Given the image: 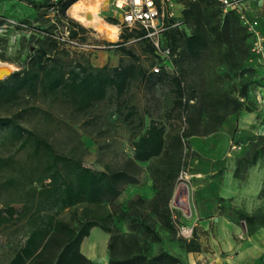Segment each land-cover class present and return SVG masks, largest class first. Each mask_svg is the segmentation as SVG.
I'll use <instances>...</instances> for the list:
<instances>
[{"label": "trees", "instance_id": "16d2710c", "mask_svg": "<svg viewBox=\"0 0 264 264\" xmlns=\"http://www.w3.org/2000/svg\"><path fill=\"white\" fill-rule=\"evenodd\" d=\"M77 1L43 0L35 5L50 22L46 28L20 21L27 29H16L30 32L35 48L21 71L0 80V108L30 98L61 111L69 109L70 120L76 121L91 116L105 101L117 102L123 115L119 119L133 128L132 154L95 171L78 161L75 149L64 153L56 147L51 136L62 122L50 110L32 106L0 116V228L23 218L29 227L6 264H96L82 253L83 242L95 228L109 236L107 264H185L164 249L152 254V245L163 242L157 225L185 254L205 251L200 237L207 232L201 228H194L190 240L178 236L170 201L192 149L189 140L210 137L233 114L252 111L251 88L264 81L251 63V34L235 12L223 13L218 0H184L181 25L170 27L161 38L163 49L170 51L168 59L157 53L141 29L123 27L119 42L104 45L130 61L95 67L88 56L77 59L70 50L88 41L89 30L66 16ZM5 19L9 18H0V26ZM107 21L120 24L113 17ZM136 42L153 59L150 70L126 47ZM156 66L159 73L153 72ZM134 86L152 93L162 87L166 92L164 113L147 126L131 100ZM28 113L40 115V129L24 126ZM236 143L252 146L253 162L264 155L261 136L240 137ZM143 173L152 195L136 193L122 204L128 188L141 186ZM14 202L23 203L21 212ZM46 204L58 210L47 211ZM240 215L247 225L256 221V216ZM123 222H128V231L119 227Z\"/></svg>", "mask_w": 264, "mask_h": 264}, {"label": "rangeland", "instance_id": "374dc122", "mask_svg": "<svg viewBox=\"0 0 264 264\" xmlns=\"http://www.w3.org/2000/svg\"><path fill=\"white\" fill-rule=\"evenodd\" d=\"M42 1L0 0V18L14 19L18 22L27 21L46 28L50 22L45 17L42 18L44 10L42 8L35 9V5H41ZM66 16L72 19L67 12ZM101 17L105 22H108L107 20L112 18V12L106 8L102 11ZM83 27L89 30L88 41L81 46L70 48L73 57L78 59L81 56H88L95 67L106 65L114 67L130 61L128 57L122 59V54L104 45V43L119 42L123 28L120 29L118 26L117 41L109 42L95 30ZM66 36L67 34L64 35V37ZM35 40L36 38H33L30 32L16 28L0 31V62L13 67L11 75L24 68L28 57L35 48ZM126 47L133 49L140 56L141 63L145 68L149 70L152 68L153 59L142 52L141 46L137 42L129 43ZM5 76L9 77L8 74L3 75V77ZM3 77L0 80H3ZM131 93L133 94L132 103L138 107L145 120V126L151 119H156L164 113L168 99L166 100L163 96L166 92H163L162 87H158L152 93L148 92L144 86H134ZM250 95L249 106L252 111H244L239 115L233 114L221 130L210 137H196L189 140L192 149L186 157L185 170L176 183L170 201V209L177 222L178 236L181 238L190 240L194 228H199L200 222L210 217L225 218L238 225L242 220L240 214L245 212L255 214L260 211L259 215H255L258 222L264 218V155L260 156L258 161L253 162L252 146L240 153H229L231 142H236L240 137L252 138L257 126L264 123V84L254 85ZM32 106H38L40 111L50 110L54 115H58L62 123L56 127L57 129H54L55 132H52V140L61 152L69 153L75 149L77 159L83 166L95 171H102L107 163H117L132 154L129 137L133 128L122 122V118L119 119L121 113L119 114L117 102L105 101L91 116L71 121L69 109L61 111L48 103H36L32 99L26 98L20 104L9 108H0V116H11ZM41 120L40 115L33 116L28 113L23 124L29 129H40L44 124ZM136 124H138V120ZM0 151H2L1 148ZM7 153L5 152V154ZM19 158L24 159V154H20ZM141 182L139 188H128L122 194L120 198L122 204H125L136 193L147 198L152 195L147 173L142 174ZM181 184L186 187L184 206L178 204L176 199V192ZM3 199L8 200V195L4 194ZM1 203L3 204V202ZM12 206L17 212H21L24 205L14 202ZM45 207L47 211L56 212L58 210L57 207L50 204H46ZM62 215L64 216L65 213ZM119 227L122 231H128V222L120 223ZM28 229L27 218L14 219L11 224L0 228V264L8 262L12 249L24 241ZM157 229L163 242L152 245V254L155 255L164 249L172 255L184 259L185 264H191L189 254H185L180 249L179 245L172 240L171 235L161 229L159 225H157ZM215 231L213 224L207 235L200 237L204 249H211V246L206 243L207 236H210V233L215 236ZM108 239V234L101 229H93L91 235L82 244V253L96 264H107ZM195 263L206 264L202 258L195 259Z\"/></svg>", "mask_w": 264, "mask_h": 264}, {"label": "built area", "instance_id": "2783aa9c", "mask_svg": "<svg viewBox=\"0 0 264 264\" xmlns=\"http://www.w3.org/2000/svg\"><path fill=\"white\" fill-rule=\"evenodd\" d=\"M107 8L112 12V17L119 20L120 29H141L145 32L144 38L150 40L157 53L165 59L170 57V51L163 49L161 38L170 27L181 25L179 18L183 10L184 0H106ZM195 1V0H193ZM223 13L235 12L252 37L251 63L260 70V77L264 81V25L261 13L264 14V0H218ZM257 6V7H255ZM9 28H21L27 26L14 19H5L0 31ZM160 67L153 68L154 73H159ZM264 138V124L256 133ZM244 144L231 142L229 153H240Z\"/></svg>", "mask_w": 264, "mask_h": 264}, {"label": "crops", "instance_id": "0c3cea01", "mask_svg": "<svg viewBox=\"0 0 264 264\" xmlns=\"http://www.w3.org/2000/svg\"><path fill=\"white\" fill-rule=\"evenodd\" d=\"M260 16L264 25V14L261 13ZM263 124L257 126L254 135ZM247 147L249 146L245 145L243 151ZM260 213L259 211L255 214L249 212L244 214L255 216ZM213 224L216 230L215 236L210 233L206 241L211 249L207 248L202 253H190L191 264H196L195 259L199 258L204 259L206 264H264V218L260 222L256 220L253 225H247L244 220H241V224L238 225L215 216L201 221L199 228L208 233Z\"/></svg>", "mask_w": 264, "mask_h": 264}, {"label": "bare ground", "instance_id": "6f19581e", "mask_svg": "<svg viewBox=\"0 0 264 264\" xmlns=\"http://www.w3.org/2000/svg\"><path fill=\"white\" fill-rule=\"evenodd\" d=\"M107 4L106 0H78L67 10V14L83 26L95 30L103 39L115 42L118 39L119 27L105 22L101 17ZM12 69V66L0 62V78L11 72ZM176 199L178 204L185 205L186 187L184 184L178 187Z\"/></svg>", "mask_w": 264, "mask_h": 264}, {"label": "water", "instance_id": "95a60500", "mask_svg": "<svg viewBox=\"0 0 264 264\" xmlns=\"http://www.w3.org/2000/svg\"><path fill=\"white\" fill-rule=\"evenodd\" d=\"M8 76H11L10 72L8 73ZM6 78H8V77H6V76L3 77V80L6 79Z\"/></svg>", "mask_w": 264, "mask_h": 264}]
</instances>
